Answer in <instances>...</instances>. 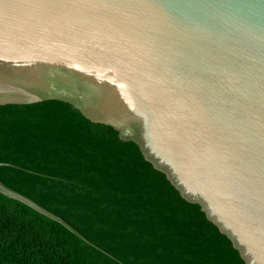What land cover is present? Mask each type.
<instances>
[{
    "label": "water",
    "instance_id": "95a60500",
    "mask_svg": "<svg viewBox=\"0 0 264 264\" xmlns=\"http://www.w3.org/2000/svg\"><path fill=\"white\" fill-rule=\"evenodd\" d=\"M0 206L118 264H264V0H0Z\"/></svg>",
    "mask_w": 264,
    "mask_h": 264
},
{
    "label": "trees",
    "instance_id": "16d2710c",
    "mask_svg": "<svg viewBox=\"0 0 264 264\" xmlns=\"http://www.w3.org/2000/svg\"><path fill=\"white\" fill-rule=\"evenodd\" d=\"M0 264H118L102 252L37 228L0 206Z\"/></svg>",
    "mask_w": 264,
    "mask_h": 264
}]
</instances>
